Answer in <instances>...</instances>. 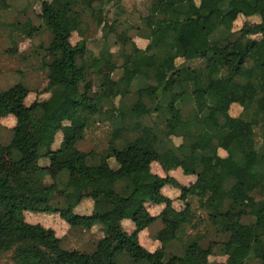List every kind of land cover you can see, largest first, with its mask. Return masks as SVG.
Masks as SVG:
<instances>
[{
    "label": "trees",
    "instance_id": "1",
    "mask_svg": "<svg viewBox=\"0 0 264 264\" xmlns=\"http://www.w3.org/2000/svg\"><path fill=\"white\" fill-rule=\"evenodd\" d=\"M143 1V27H129L135 33L129 49L122 46L119 65L108 47L96 55L89 50L82 27L87 13L94 31L111 34L119 21L106 17L107 8L120 0L41 1L38 16L49 40L40 45V61L47 69L43 92L49 95L26 104L28 89L0 92V117L15 119L9 142L0 144L11 161L0 172V264L5 258L10 264H264V0ZM7 7L0 0V10ZM239 17L245 21L233 29ZM250 17L258 20H246ZM74 32L80 38L72 43ZM106 63L120 75L96 85L94 73ZM232 104L242 107L239 115H230ZM153 112L163 127L141 122ZM104 120L119 121L106 147L81 150L86 127ZM27 121L31 140L23 150ZM172 137L180 142L174 144ZM41 158L51 167L41 165ZM152 162L165 175L153 173ZM175 169L195 180L179 182L168 174ZM82 178L90 181L87 194L80 190ZM212 186L219 198L212 196ZM164 187L178 195L169 197ZM85 200L91 213L75 212ZM148 203L162 206L160 216L177 222L172 230L161 227L152 234L158 242L152 251L140 244L138 226L127 234L121 225L155 221ZM19 210L58 211L73 227L99 224L103 237L92 252L65 249L51 227L17 219ZM202 222L222 239L204 246L200 241L209 232H186ZM116 223L115 235L130 239L134 254L110 243ZM216 247L224 261L215 260Z\"/></svg>",
    "mask_w": 264,
    "mask_h": 264
},
{
    "label": "rangeland",
    "instance_id": "2",
    "mask_svg": "<svg viewBox=\"0 0 264 264\" xmlns=\"http://www.w3.org/2000/svg\"><path fill=\"white\" fill-rule=\"evenodd\" d=\"M8 7L0 10V89H3L7 83H9L12 89L10 92L21 93L22 90L25 92L28 89V95L26 97L25 103H31L35 99L46 98L49 93L43 92V89L47 84V69L43 66L40 58L43 57L44 52L40 49V45H45L49 40V34L45 30L41 20L38 16L40 12V3L42 0H5ZM146 1L143 0H120L118 4H111L107 8L106 17L111 20L117 18L119 21L118 25L114 28L111 34L106 37H102V32L100 28L94 31V25L90 22L91 18L86 15L84 18V37H86V42L89 50L95 55L98 54L105 46L110 49L113 54L112 60L116 65H119L122 61L121 48L125 46V50L130 47V39L135 33L134 29H130L131 25H139L140 29L143 27L141 25V16L145 14ZM118 6H121L120 10ZM246 20L257 21V17H250ZM29 21L28 26H26L27 32L25 33L23 25ZM245 21L242 17L237 18L233 23V29L241 27L242 23ZM127 30H129L127 32ZM126 32V33H125ZM258 38V36H252ZM80 35L76 32L72 33L70 41L74 43ZM107 38V39H105ZM199 61L193 62V65L198 64ZM120 69H113L111 63H106L100 70L99 73L95 72L93 76V82L97 85L99 81L108 78L116 79L120 75ZM31 91V92H30ZM27 94V93H26ZM242 107L238 104H232L229 109V113L232 116H237L240 114ZM141 122L144 125H159L164 126V122L160 121L156 112H153L151 116L141 117ZM119 124L117 120L114 124L104 120L92 123L90 126L86 127L83 138L78 142V147L83 151H88L94 149L100 151L105 148L110 135L112 133L113 126ZM30 130L32 127L27 121L26 131L24 133V138L22 142L23 150H26L29 146L31 136ZM158 130V129H157ZM256 131V145L259 147L261 145V137L259 136L261 130L257 127ZM11 132L4 131L0 128V144H7L10 140ZM172 142L178 144L180 138L172 137ZM119 145H122V141H119ZM220 156H225V152L221 149L218 150ZM40 164L45 165L49 162L48 159L41 158ZM110 165L116 166L114 159H110ZM11 167V161L9 154L0 148V172H3ZM153 170H157L154 165ZM174 174V173H173ZM177 174V173H176ZM45 181L48 183L50 179L46 176ZM90 181L87 178H82L80 180V190L82 194H87L90 191ZM237 191L240 195H243V188L237 187ZM211 193L214 198H219L218 187L212 186ZM173 205L176 208L180 207V203L174 201ZM55 199L52 202L55 204ZM192 206L195 208L196 204L193 202ZM122 207L126 208V202H122ZM162 210V209H161ZM161 210L153 208L151 210L152 216L157 217L153 222L150 220H143L139 223L131 222L129 227H122V230L127 234H131L134 229L138 226V240L141 241L147 248L152 249L156 246L151 240V235L160 229L161 227H166L169 230L175 228L177 222L175 219L160 216ZM85 210H80V213H84ZM89 211V210H87ZM92 211V210H91ZM151 214V213H150ZM197 214L203 219L205 213L200 210ZM160 216V217H159ZM15 217L19 220L30 222V223H40L44 225H49L53 227L56 232L57 237L60 240L61 246L65 249L79 250L83 252H91L95 247L96 241L101 237V226L95 224L91 229L73 227L70 226L64 219L61 218L58 211L50 212H26L19 210L15 213ZM61 225V226H60ZM96 225H99V230ZM209 225L207 222H202L195 228L187 227L186 232L193 235L199 233L201 235L207 233L205 237L202 238L200 243L206 245L209 240L222 239L220 236L215 235L214 231H209ZM119 229V225L116 223L112 225L111 232L112 236L109 241L113 246H123V251L127 254L135 253V246L132 241L125 237L116 236L115 233ZM189 253H198L196 250H191ZM217 257L215 260H225V256L219 254V249L216 247L214 249V254ZM211 260H214L213 256H210ZM4 264H10L8 258L4 259Z\"/></svg>",
    "mask_w": 264,
    "mask_h": 264
},
{
    "label": "crops",
    "instance_id": "3",
    "mask_svg": "<svg viewBox=\"0 0 264 264\" xmlns=\"http://www.w3.org/2000/svg\"><path fill=\"white\" fill-rule=\"evenodd\" d=\"M145 43H146V41L145 40H141L140 41V44L141 45H145ZM6 83H7V85L3 88V89H0V92L1 91H6V92H10V90L12 89V86L10 87V85H9V83L6 81ZM31 92V91H30ZM29 93L27 92V94H26V97H27V95H28ZM26 97H25V101H26ZM14 123H15V119H14V117L13 116H11V115H7V116H5V117H0V128L2 129V130H4V131H7V132H9L10 131V128L14 125ZM40 163V162H39ZM42 165V164H41ZM154 165L157 167V170H153V167H154ZM44 166H49V167H51V163L50 162H48V163H46ZM151 171L153 172V173H155V174H158V175H160V176H163V175H165V172H164V170L161 168V166L157 163V162H152L151 163ZM174 173V174H173ZM177 173V174H176ZM168 174L169 175H171V176H173V177H175L179 182H181V183H183V184H186V185H188V184H190L191 182H193L194 180H195V176H191V175H184L182 172H181V170H179V169H175V170H170V171H168ZM163 191H164V193L166 194V195H168L169 197H171V198H175L177 195H178V192H177V190L175 189V188H171V187H164V189H163ZM173 203H175V202H173ZM146 206H147V208L149 209V212L151 213V215H152V212H151V210L153 209V208H155V209H159V210H161L162 209V206H159V205H153V204H150V203H148V204H146ZM85 210V211H83L84 213H80L79 211L80 210ZM87 210H89V211H87ZM91 210H92V204H91V202L89 201V200H85V201H83L81 204H79L76 208H75V212H77V213H79V214H90L91 213ZM131 220H123L122 222H121V225H122V227H129L130 225H131ZM42 225H44V224H42ZM44 226H47V227H51V226H49V225H44ZM61 226V225H60ZM94 226V225H93ZM92 226V227H93ZM91 227V228H92ZM95 227H97V229L99 230V225H96ZM52 229H53V227H51ZM90 228V229H91ZM54 230V229H53ZM55 231V230H54ZM156 232V231H155ZM154 232V233H155ZM153 233V234H154ZM55 234H56V232H55ZM57 236V235H56ZM101 237H103V231H102V229H101ZM100 237V238H101ZM99 238V239H100ZM151 240L153 241V243H155L156 244V246L154 247V248H152V249H149V248H147L141 241H139L140 242V244L141 245H143L147 250H150V251H152V250H154L155 248H157V246H158V242H156L153 238H152V235H151ZM98 239V240H99ZM97 240V241H98ZM96 241V242H97ZM96 244V243H95ZM95 248V247H94ZM69 250H71V249H69ZM94 250V249H93ZM92 252V251H91Z\"/></svg>",
    "mask_w": 264,
    "mask_h": 264
}]
</instances>
